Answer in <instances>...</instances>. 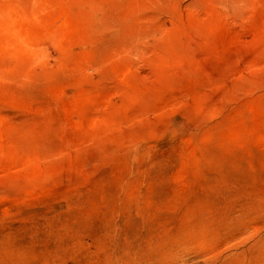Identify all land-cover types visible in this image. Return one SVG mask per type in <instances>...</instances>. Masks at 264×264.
<instances>
[{
    "label": "rangeland",
    "instance_id": "374dc122",
    "mask_svg": "<svg viewBox=\"0 0 264 264\" xmlns=\"http://www.w3.org/2000/svg\"><path fill=\"white\" fill-rule=\"evenodd\" d=\"M0 6V264H264V0Z\"/></svg>",
    "mask_w": 264,
    "mask_h": 264
},
{
    "label": "bare ground",
    "instance_id": "6f19581e",
    "mask_svg": "<svg viewBox=\"0 0 264 264\" xmlns=\"http://www.w3.org/2000/svg\"><path fill=\"white\" fill-rule=\"evenodd\" d=\"M15 24H16V18L14 17L13 13L1 7L0 8V44H1L0 46L2 47L11 46L17 49L23 48L26 38L22 36L21 31L19 33V31L16 30ZM6 47H4V49Z\"/></svg>",
    "mask_w": 264,
    "mask_h": 264
}]
</instances>
